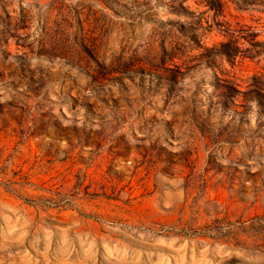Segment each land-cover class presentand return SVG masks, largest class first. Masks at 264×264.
Listing matches in <instances>:
<instances>
[{
	"label": "rangeland",
	"instance_id": "obj_1",
	"mask_svg": "<svg viewBox=\"0 0 264 264\" xmlns=\"http://www.w3.org/2000/svg\"><path fill=\"white\" fill-rule=\"evenodd\" d=\"M0 264H264V0H0Z\"/></svg>",
	"mask_w": 264,
	"mask_h": 264
}]
</instances>
